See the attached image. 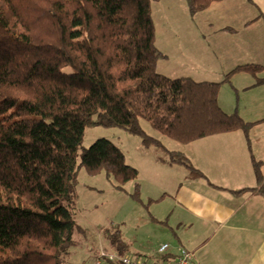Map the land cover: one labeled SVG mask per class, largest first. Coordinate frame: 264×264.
<instances>
[{
    "label": "trees",
    "instance_id": "trees-1",
    "mask_svg": "<svg viewBox=\"0 0 264 264\" xmlns=\"http://www.w3.org/2000/svg\"><path fill=\"white\" fill-rule=\"evenodd\" d=\"M215 1L187 0L193 14ZM155 40L151 0H0V264H67L87 233L73 209L81 167L121 188L138 178L112 140L82 148L88 126L139 135L194 176L203 173L143 121L182 143L238 129L248 139L252 123L219 105L222 82L159 73ZM262 68L240 65L225 80ZM105 232L125 253L122 231Z\"/></svg>",
    "mask_w": 264,
    "mask_h": 264
},
{
    "label": "crops",
    "instance_id": "crops-1",
    "mask_svg": "<svg viewBox=\"0 0 264 264\" xmlns=\"http://www.w3.org/2000/svg\"><path fill=\"white\" fill-rule=\"evenodd\" d=\"M189 16L191 25L182 27L186 35L179 44L185 40H198L206 46L212 43L214 51L210 48V57L240 65H263L257 75H234L229 80L237 95L232 110L221 103L230 107L228 98L221 95L224 85L218 93L219 105L226 113L237 111L252 123L249 140L238 129L207 135L185 143L188 148L170 150L182 152L203 176H194L184 164L173 163L169 156L158 153L146 155L148 164H132L139 174L149 167L156 173H168L178 182L177 187L164 185L161 195L146 199L151 201L149 211L153 218L165 219L163 222L171 228L172 239H164L156 251L147 253L131 250L123 239L128 246L125 253H120L111 242L95 246V250L83 248L93 236V232H87L79 245L84 256L77 255V246L68 256V264H75L76 260L88 264L86 258L95 264L102 252L106 253L103 264H124L122 257L144 264H175L184 248L194 255L190 264H264V194L253 163V159L261 161L264 174V160H259L254 148L264 141V0H219ZM181 165L183 168L174 169ZM153 180L152 187L161 189L156 178ZM165 200L172 206L164 205ZM163 244L168 247L160 251ZM109 254L117 258L110 260Z\"/></svg>",
    "mask_w": 264,
    "mask_h": 264
},
{
    "label": "rangeland",
    "instance_id": "rangeland-1",
    "mask_svg": "<svg viewBox=\"0 0 264 264\" xmlns=\"http://www.w3.org/2000/svg\"><path fill=\"white\" fill-rule=\"evenodd\" d=\"M151 10L155 24V42L165 55V57L159 58L157 71L171 78L199 76L210 78L208 81L211 80V82L222 81L221 85L224 86L222 90L220 89L221 95L228 98L230 107L224 105L223 101L221 103L227 110H232L231 105L236 103V90L231 81L225 79L226 75L235 71L240 64L210 57L211 49L213 50L212 43H207L206 46L205 42L185 40L179 44V39L182 40L186 35L182 27L191 25L187 0H151ZM252 74L254 73L249 71H236L230 79L234 75ZM255 74L257 75V73ZM143 128L151 136L161 140L169 150L188 148L185 143L159 133L146 121H143ZM98 138H107L117 143L124 150L126 161L129 164H148L149 160L146 155L158 153L164 157L165 155L169 156L167 152L160 150L154 144L145 146L139 135L124 128L102 125L86 128L82 148L89 147ZM254 148L259 160H264V141L256 143ZM162 156L161 158H163ZM178 167L183 168L181 165L174 169H179ZM165 169L168 171V168ZM178 174L179 172L175 176L177 177ZM155 178L157 184L162 186L161 189L152 187ZM78 180L77 198L73 205L75 219L87 232H93L91 239H87V243L84 241L83 248L95 250V246L109 245L110 239L106 235V230L113 232L120 229L123 239L130 245L131 250L141 253L154 252L164 239H172L171 228L163 222L165 219L156 220L153 218V213L149 211V205L145 206V204L148 203L146 200L148 196L161 195L164 185L171 189L177 187L176 183L178 184V182L173 176L166 172L156 173L147 167L146 170L143 168L136 180L127 182L121 188L118 187L116 181L107 177L104 170L99 174L91 175L84 167H81ZM136 183L140 184V200L134 196ZM164 205L172 206L168 200H165ZM78 239L82 242L81 235ZM79 247L76 250L77 255L84 256L81 251L83 248ZM81 263L79 260L75 262V264ZM86 263L90 264L87 258Z\"/></svg>",
    "mask_w": 264,
    "mask_h": 264
},
{
    "label": "built area",
    "instance_id": "built-area-1",
    "mask_svg": "<svg viewBox=\"0 0 264 264\" xmlns=\"http://www.w3.org/2000/svg\"><path fill=\"white\" fill-rule=\"evenodd\" d=\"M167 247H168V244L161 245L160 251L166 250ZM104 254H106V253L102 252V254L99 255V257L97 258L95 264H103V257H105ZM193 256L194 255H193V253L191 251H189V250L184 248L178 254L175 264H190L192 262V260H193ZM107 257L110 260H115V258H117V257H115L112 254L107 255ZM120 260L124 264H144L143 262L132 261L129 257H122V258H120Z\"/></svg>",
    "mask_w": 264,
    "mask_h": 264
}]
</instances>
